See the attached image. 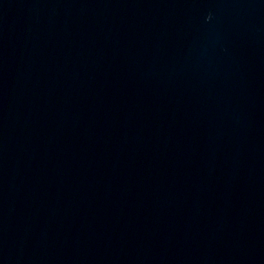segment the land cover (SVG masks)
Listing matches in <instances>:
<instances>
[{
	"label": "water",
	"instance_id": "water-1",
	"mask_svg": "<svg viewBox=\"0 0 264 264\" xmlns=\"http://www.w3.org/2000/svg\"><path fill=\"white\" fill-rule=\"evenodd\" d=\"M0 264H264V0H0Z\"/></svg>",
	"mask_w": 264,
	"mask_h": 264
}]
</instances>
